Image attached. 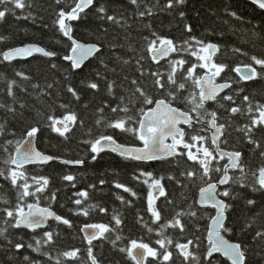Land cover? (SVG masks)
<instances>
[{
	"label": "trees",
	"instance_id": "obj_1",
	"mask_svg": "<svg viewBox=\"0 0 264 264\" xmlns=\"http://www.w3.org/2000/svg\"><path fill=\"white\" fill-rule=\"evenodd\" d=\"M26 3L31 7H26L23 10L17 9L15 15L9 13L3 20H0V37H3V40H0V52L36 44L57 55L54 58L35 55L28 60L11 63L0 62V104L11 105L15 109V112L12 113L8 112L6 107L0 108V125L4 126L3 134L0 135V169L7 168L3 163L8 158V153L3 150L4 147H8L9 152H13L16 141L26 138V130L32 126H37L40 129L36 137V144L42 153L61 159H83L84 164L82 166L64 165L59 160H55L46 166L35 165L24 169L29 177L46 176L49 178V185L44 193L40 194V205L50 206L58 215L69 219L73 226L69 228L53 221L47 229L34 232L25 228H9L8 234L13 243H24L25 248L17 252L14 247L6 245L3 240H0V264H25L23 255H29L33 261H40L41 264H53V261H49L46 256L27 248L28 243L34 244L33 237L39 238L45 231H53L58 235L54 236V243L42 248V252L48 253L55 259L59 253L65 250L79 248L82 260L65 261L63 257L60 259L64 264H90L86 254L88 245L83 239L80 229L86 223H104L114 226L112 220L114 212L123 221L119 230L122 239L114 247L111 240L115 238L116 233H108V239L93 243V251L100 264H133L126 253L119 251L120 247L129 246L132 239H143L151 246L159 248L155 244V240L159 238L156 233H148L147 229L137 222V217L142 216L150 227L158 230V225L152 224V218L147 211V194L150 190L148 185L132 179L134 174H138V168L152 172L154 177H164L162 184L166 196L159 197L155 201V206L162 214L161 223L171 219L179 211L187 213L189 210H193L197 212L195 218L188 215L181 217L186 226L185 233L182 234L178 229L169 228L165 235L180 242H186L188 238L199 237L201 243L199 251L203 253L207 246L206 237L211 221L210 217L215 212L213 209L200 208L198 203H194L198 200L200 182L197 180L192 183L180 176L182 171L194 167L192 162L187 161L186 157H177L175 160L169 158L144 164L125 160L117 154L107 151L101 153L93 161L89 145L82 141L92 139L104 131L103 125L98 127L95 124V120L101 116L97 109L103 107V102L107 101L114 106L119 102V96L128 97L131 95L130 81L139 76L136 67L140 56L146 57L141 61L145 69L155 70L160 67L148 58L145 51L148 41L144 37L154 39L155 37L151 33L155 31L160 36L172 39L177 45L190 36H195L205 42L216 43L219 45V51L214 60L228 65L225 73L221 74L222 77L238 81L239 77L234 71H231L232 68L251 63V55L264 57V11L247 0H186L182 6L174 10H161L165 0H159L161 7H155L152 16L140 19L134 15L136 9L128 0H95L93 8L86 10L87 15L81 13L82 18L71 21L70 25L73 29L72 36L76 40L84 43H98L101 52L84 64L82 68L73 71L70 62L63 59L70 49L71 42L59 31L58 25L55 23L60 8L69 10L66 5L70 3V0H62L61 4H57L56 0H26ZM156 3L157 0H141L140 10H144L145 5L152 7ZM100 4L106 7L108 15L118 18L122 15L126 23L122 22L117 25L100 18L99 14L94 11V8ZM180 11L185 13L183 18L179 16ZM231 12H235L236 17L230 15ZM25 16L28 18L25 19ZM149 24L151 28L145 27ZM186 25L191 26L192 32L189 33L185 30ZM237 48L247 55L235 52L234 49ZM172 57H176V54L173 53L168 59ZM184 58L195 62L194 57L190 55L184 54ZM101 59L103 63H101ZM124 60H128L129 63L124 64ZM52 63H55L57 67L52 68ZM160 63L167 66L165 60ZM187 66L185 65V67ZM18 71L24 72L31 79L25 81L16 76L15 73ZM161 71H164V68H161ZM197 71L202 72L203 70L198 69ZM65 76L69 78L65 79ZM125 76L128 77L127 80L124 79ZM13 79L19 85L13 89L16 94L15 102L12 97L7 95L8 81ZM112 81L115 82L113 91L116 94V99L109 95L107 89L108 83ZM88 82H96L98 90L88 88ZM218 82H223V80L218 78ZM49 83L53 85L50 89L47 88ZM32 84H39L40 88L33 89ZM147 84L151 92V80H147ZM68 85H71L79 93V101L67 92ZM21 88L26 91H22ZM232 88L244 89L240 93V98L243 95H249L254 101L264 103V78L239 84L233 83ZM41 90L48 94L42 95ZM227 91L231 92V89ZM240 98L237 99L238 104L241 103ZM21 104H24L25 107L21 108ZM61 104L67 105V107L61 108ZM180 107L187 109L184 104H181ZM207 107L211 110L216 108V105L209 102ZM216 110L223 118L221 122H225L227 113L223 109L217 108ZM67 112H75L78 121L83 120L84 125L81 127L77 123L72 131L66 134L68 138L65 139L48 127L47 117L55 115L60 118ZM115 115L117 114L111 113L110 109H105L103 113L106 119L114 118ZM119 115L124 114L119 113ZM247 122V115L234 117L233 124L225 132L227 143H221V147L227 151H241L243 153L242 162L249 168L255 169L264 164V159L260 158L259 150L253 151V146L244 141L243 133L236 131L237 125L243 126ZM89 129L92 132L91 137L87 134ZM107 131L112 132L113 130L108 129ZM115 137L120 143L141 146L130 133L116 131ZM255 138L264 143V133L257 131ZM9 140L13 142L12 145H7L6 142ZM176 161H179L178 165ZM225 162L226 160L220 163ZM66 174H73L76 177L75 181L71 182L75 184V187L62 179ZM169 175L176 177L181 183L169 180ZM101 180L105 183L101 184ZM116 182L130 187L137 195L132 196L122 189H116L114 187ZM91 185H95V187H91ZM78 191L88 192L86 200L81 198L83 203L80 206L72 202L78 198L74 196V193ZM233 191L238 195L235 200L228 201L233 207L227 211V224L232 231L223 234L233 242L242 243L247 257L246 264H264V240L255 237L257 230L264 231V193H253L248 189H241L239 186H235ZM53 193L56 198L51 201L50 196ZM117 195L122 196L125 201H130V204L121 203L116 199ZM0 198L10 201V205L0 203V208L15 206L17 202V189L4 176H0ZM249 198L256 200L257 204L255 206L247 205L246 199ZM27 199L28 202H33L32 197ZM167 200H171L172 203L168 204ZM88 205H98L106 208L107 211L102 213L97 207L95 210H90L87 217L74 214L77 208ZM3 215L0 212V221H2ZM0 227H3L2 222H0ZM172 250L174 252L173 260L176 264H180L182 258L176 255L174 248ZM212 260L213 264H230L221 256H214ZM149 264H155V261L149 258ZM167 264H171V262H167Z\"/></svg>",
	"mask_w": 264,
	"mask_h": 264
},
{
	"label": "snow or ice",
	"instance_id": "obj_2",
	"mask_svg": "<svg viewBox=\"0 0 264 264\" xmlns=\"http://www.w3.org/2000/svg\"><path fill=\"white\" fill-rule=\"evenodd\" d=\"M136 9L134 15L137 18H144L145 16H152L155 7H161L159 0L157 3L149 7L145 5L144 10H140L141 0H128ZM186 0H165L161 10H174L182 6ZM57 4H61L62 0H56ZM253 5L259 9L264 10V0H251ZM95 0H70L66 5L69 10L60 8L57 12L56 24L59 31L67 37L71 42L70 49L67 54L63 56L65 61L70 62L73 71L80 69L85 61L90 57L95 56L101 52V47L98 43H82L72 36L71 21L81 19V13L87 15L86 10L93 8ZM11 5V7H8ZM0 20H3L9 13L15 15V10H23L26 7H31L26 3V0H0ZM94 11L99 14L100 18L106 19L117 25L126 23L123 16L119 18L114 15H108L106 7L103 4L94 8ZM236 17L235 12L229 13ZM185 13L179 12V16L183 18ZM19 18V17H18ZM27 19L28 17H24ZM239 19V17H237ZM130 27V25H129ZM151 28V25H145ZM187 32H192L190 25L185 26ZM107 30L105 29V32ZM154 39L144 37L148 41L145 51L151 61L159 65L155 70L145 69L141 61L145 56H140L137 60L136 71L139 73L138 77L132 78L130 84L132 85L131 95L128 97L119 96L118 103L114 106L109 102H103V107L97 109L101 114L95 120L96 126L103 125L104 131L100 132L92 139L84 140L82 143L89 145L91 159L95 161L103 152L115 153L125 160L135 161L138 163L147 164L153 161H163L169 158L175 160L177 157H186L187 161L192 162L194 167L182 171L180 176L192 183L200 182L198 189V203L202 207H210L215 210V214L210 217L211 223L207 229V246L206 250L201 253L200 238H188L186 242L174 241L170 236L165 235L167 229H178L180 233L186 232V226L182 222L181 217L188 215L196 217L197 212L189 210L187 213L183 211L176 212L175 215L161 223V211L155 206V201L159 197L166 196L164 185L162 184L163 176L154 177L152 172L143 169H137L138 174L132 176L133 180L147 184L149 192L147 194V211L152 218V224L158 225V230L150 227L144 221L142 216L137 217V222L147 229L148 233H156L159 238L155 240V244L159 248L151 246L144 242L143 239H132L129 246L120 247L121 253H126L127 257L133 264H149V258L155 261V264H176L173 260L175 249L176 255L181 259L180 264H213V256L219 253L225 257L230 264H246V252L244 246L240 242H232L225 238L222 233H229L232 229L226 223V212L233 207L229 200H235L238 193L233 191L235 186L241 189H248L253 193H264V164L258 168H249L242 162L243 153L239 150L227 151L220 147L221 143H227L225 132L228 127L233 124V118L239 116H248V122L243 126H236V131L242 132L244 141L253 146V151L259 150V156L264 159V143L256 139V133H264V103L254 101L249 95H243L240 98V93L244 91L243 88H232L233 83L252 81L257 78H264V57L251 55V63L237 65L231 69L239 77L238 81H233L231 78L222 77L228 69L225 63H218L214 60L219 45L212 42H205L195 36H190L185 39L180 45H177L172 39L160 36L155 31L151 33ZM3 40V37H0ZM115 47V45H112ZM235 52H240L242 55L247 53L241 52L240 49H234ZM33 53H40L44 57H55L57 54L52 51H47L43 47L36 45H26L24 47L10 48L7 51L0 52L2 60L0 62H9L17 58L26 59L33 55ZM175 53L176 57L168 59ZM184 54L194 57V61H189L184 58ZM178 57V58H177ZM99 59V57H97ZM165 60L167 66L161 65V61ZM101 63L103 60L101 59ZM128 64V60L123 61ZM185 65H188L185 67ZM259 71H258V68ZM52 68H56L55 63L51 64ZM107 67V65H105ZM164 68V71H161ZM201 69L202 72L197 70ZM16 76L28 81L30 76L24 72H16ZM99 76V73H97ZM69 77L65 76V79ZM220 78L223 82H217ZM128 79L127 76L124 77ZM147 80H151L150 92ZM115 82H109L107 85L108 93L114 99L116 94L113 91ZM14 87H19L16 80H9L7 85V95L13 98L15 102ZM51 83L47 84V88H52ZM87 87L93 90H98L96 82H88ZM33 89L40 88L39 84H32ZM231 89V92L226 91ZM22 91L26 89L21 88ZM67 92L71 94L77 101L80 100V95L71 85L67 86ZM42 95L48 93L41 90ZM241 99V103H237V99ZM209 102L216 105V108L209 109L207 105ZM181 104L187 106V109H182ZM131 105V107H129ZM7 108L8 112H15L11 105L0 104V108ZM21 108L25 105L21 104ZM61 108H66L67 105L61 104ZM87 107V105H85ZM223 109L227 113L225 122L216 110ZM105 109H110L111 113L117 114L114 118L106 119L103 116ZM123 113L124 115H119ZM49 121L48 127L52 131L58 133L59 136L67 139V133L71 132L73 127L79 123L81 127L84 125L83 120L78 121L75 112H67L62 117L58 118L55 115L47 117ZM111 129L112 132L107 130ZM4 126L0 125V135L3 134ZM39 127L32 126L26 130V138L17 140L14 151L9 152L8 147H4V152L8 153V158L3 161L7 166L6 169H0V176L10 180L11 185L17 189V202L15 206H7L0 208L2 212L3 227H0V240H3L6 245L15 248L17 252L25 248L24 243H13L9 233V228L19 229L21 227L35 231L38 228L44 227L49 219L55 220L58 223L71 228L72 222L58 215L51 207H41L40 194L44 193L49 185V178L46 176H31L24 171L25 165L36 164L46 165L50 161L59 160L64 165H80L84 164L83 159H61L60 157L47 155L36 149L34 146V139L37 137ZM130 133L135 140L139 141L141 146L129 145L120 143L115 137V132ZM90 137L92 132L89 129L87 133ZM222 137H225L221 140ZM170 141V142H169ZM210 141V143H209ZM7 145H12V141L6 142ZM195 149V150H193ZM221 164V161H225ZM177 165L179 161H176ZM235 173V174H230ZM64 181L73 182L76 177L73 174H66L62 177ZM169 180H176L179 184L181 181L174 176L169 175ZM31 181V182H30ZM101 184L105 181L101 180ZM75 187L74 183H71ZM186 186V185H185ZM224 186V187H221ZM95 187V185H91ZM116 189H122L132 196L137 194L132 189L123 183L116 182L114 184ZM155 195H154V191ZM78 197L72 202L80 206L83 203V198H88L87 191H78L74 193ZM28 197L33 198V202H28ZM55 194L50 196V200H55ZM224 198V199H222ZM116 199L123 204H130V201L117 195ZM171 204V200L166 201ZM0 203L10 205V201L0 198ZM246 204L255 206L257 201L254 199H246ZM98 205H88L87 207L77 208L74 214H79L87 217L90 210H95ZM72 211V210H70ZM100 212H106L107 209L99 207ZM114 226L104 223H86L80 231L83 232V239L87 242V261L90 264H100L97 256L94 254L93 241L108 239V233H116L115 238L111 240L115 247L117 242L122 239L119 233L123 224L122 219L115 212L112 215ZM198 230V229H197ZM58 233L53 231H45L41 237L34 239L33 243H28L27 248L33 252L42 254L47 257L53 264H64L60 257L65 258V261H80L83 258L79 255L81 250L74 248L65 250L54 259L46 252H42L45 245L54 243V236ZM255 237L264 240V231L257 230ZM22 239V237H21ZM25 264H41L40 261H33L29 255H23Z\"/></svg>",
	"mask_w": 264,
	"mask_h": 264
},
{
	"label": "water",
	"instance_id": "obj_3",
	"mask_svg": "<svg viewBox=\"0 0 264 264\" xmlns=\"http://www.w3.org/2000/svg\"><path fill=\"white\" fill-rule=\"evenodd\" d=\"M247 1H249V2H251V0H247ZM264 11V10H263ZM68 23H70V22H68ZM80 42V41H79ZM82 43H84V42H82ZM87 44V43H86ZM28 45H36V44H28ZM26 46V45H25ZM36 46H39V45H36ZM24 47V46H23ZM39 47H41V46H39ZM46 50V49H45ZM98 54V53H97ZM96 54V55H97ZM35 55H42V54H40V53H33V55L32 56H30V57H28V58H26V59H20V58H17L16 60H13V61H17V60H28V59H30V58H32L33 56H35ZM94 57V56H93ZM93 57H90L87 61H89L90 59H92ZM51 58H54V57H51ZM12 61V62H13ZM87 61H85L84 62V64L87 62ZM163 61V60H162ZM83 64V65H84ZM82 65V66H83ZM228 90V89H227ZM226 90V91H227ZM223 138V137H222ZM221 138V139H222ZM170 142V141H169ZM34 146L36 147L37 145H36V138L34 139ZM36 149H37V147H36ZM54 161V160H53ZM53 161H50L48 164H50V163H52ZM153 162H155V161H153ZM150 163V162H149ZM31 165H36V164H29V165H25V167H27V166H31ZM47 165V164H46ZM221 187H224V186H221ZM155 192V191H154ZM156 194V193H155ZM199 205V204H198ZM41 207H45V206H42L41 205ZM199 207L200 208H210V207H202V206H200L199 205ZM212 209V208H211ZM51 210H53L52 208H51ZM226 215H227V212H226ZM227 220H228V218H227ZM227 220H226V223H227ZM50 221H55V220H52V219H49L48 221H47V223H46V225L44 226V227H41V228H38V229H36V230H40V229H45V228H47V226H48V223L50 222ZM211 223V222H210ZM210 226V225H209ZM22 228H24V227H22ZM27 229V228H26ZM30 230V229H29ZM32 231V230H31ZM222 235H224L223 233H222ZM226 239H228L227 237H225ZM229 240V239H228ZM231 241V240H230ZM233 242V241H232ZM214 256H221L219 253H215L214 254ZM213 256V257H214ZM221 257H223V256H221ZM224 259H226L225 257H223ZM227 260V259H226ZM230 263V262H229Z\"/></svg>",
	"mask_w": 264,
	"mask_h": 264
},
{
	"label": "bare ground",
	"instance_id": "obj_4",
	"mask_svg": "<svg viewBox=\"0 0 264 264\" xmlns=\"http://www.w3.org/2000/svg\"><path fill=\"white\" fill-rule=\"evenodd\" d=\"M172 55H173V54H172ZM95 56H96V55H95ZM95 56H94V57H95ZM94 57H93V58H94ZM170 57H171V56H170ZM93 58H92V59H93ZM90 60H91V59H90ZM90 60H89V61H90ZM17 61H19V60H17ZM20 61H21V60H20ZM13 62H15V61H13ZM87 62H88V61H87ZM87 62H86V63H87ZM86 63H85V64H86ZM83 66H84V65H83ZM83 66H82V67H83ZM82 67H81V68H82ZM36 147H37V146H36ZM37 150L40 151V150L38 149V147H37ZM40 152H41V151H40ZM54 161H55V160H54ZM155 162H158V161H155ZM150 163H151V162H150ZM152 163H153V162H152ZM31 166H35V165H31ZM39 166H40V165H39ZM27 167H30V166H27ZM27 167H25V168H27ZM25 168H24V169H25ZM53 211H54V210H53ZM227 215H228V214H227ZM51 222H53V221H50V222L48 223V226H49V224H50ZM48 226H47V227H48ZM21 228H22V227H21ZM25 229H26V228H25ZM45 229H47V228H45ZM45 229H40V230H45ZM28 230H29V229H28ZM29 231H31V230H29ZM35 231H39V230H35ZM31 232H34V231H31ZM82 235H84L83 232H82ZM96 241H98V240H96ZM96 241H93V243L96 242Z\"/></svg>",
	"mask_w": 264,
	"mask_h": 264
},
{
	"label": "rangeland",
	"instance_id": "obj_5",
	"mask_svg": "<svg viewBox=\"0 0 264 264\" xmlns=\"http://www.w3.org/2000/svg\"><path fill=\"white\" fill-rule=\"evenodd\" d=\"M152 163V162H151ZM47 165H49V164H47ZM40 166H46V165H40ZM154 191V190H153ZM227 218H228V215H227ZM28 230V229H27Z\"/></svg>",
	"mask_w": 264,
	"mask_h": 264
}]
</instances>
